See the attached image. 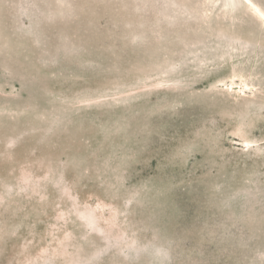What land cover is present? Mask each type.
I'll use <instances>...</instances> for the list:
<instances>
[{
  "label": "rangeland",
  "instance_id": "rangeland-1",
  "mask_svg": "<svg viewBox=\"0 0 264 264\" xmlns=\"http://www.w3.org/2000/svg\"><path fill=\"white\" fill-rule=\"evenodd\" d=\"M231 1L0 0V264H264V0Z\"/></svg>",
  "mask_w": 264,
  "mask_h": 264
},
{
  "label": "bare ground",
  "instance_id": "bare-ground-1",
  "mask_svg": "<svg viewBox=\"0 0 264 264\" xmlns=\"http://www.w3.org/2000/svg\"><path fill=\"white\" fill-rule=\"evenodd\" d=\"M249 2H251L250 0H248ZM232 1L230 0V3H231ZM256 7V6H255ZM257 8V7H256ZM258 9V8H257Z\"/></svg>",
  "mask_w": 264,
  "mask_h": 264
}]
</instances>
